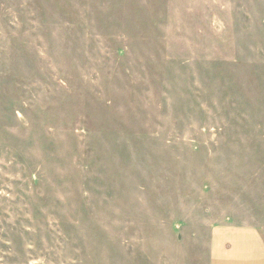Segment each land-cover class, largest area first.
Returning a JSON list of instances; mask_svg holds the SVG:
<instances>
[{
  "label": "rangeland",
  "instance_id": "374dc122",
  "mask_svg": "<svg viewBox=\"0 0 264 264\" xmlns=\"http://www.w3.org/2000/svg\"><path fill=\"white\" fill-rule=\"evenodd\" d=\"M264 236V0H0V264H205Z\"/></svg>",
  "mask_w": 264,
  "mask_h": 264
},
{
  "label": "crops",
  "instance_id": "0c3cea01",
  "mask_svg": "<svg viewBox=\"0 0 264 264\" xmlns=\"http://www.w3.org/2000/svg\"><path fill=\"white\" fill-rule=\"evenodd\" d=\"M205 264H264L263 233L254 226L214 227Z\"/></svg>",
  "mask_w": 264,
  "mask_h": 264
}]
</instances>
